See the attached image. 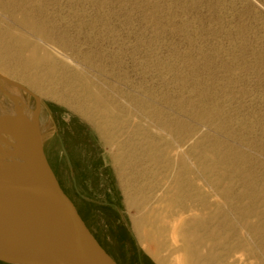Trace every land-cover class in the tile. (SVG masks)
I'll use <instances>...</instances> for the list:
<instances>
[{"label": "rangeland", "instance_id": "374dc122", "mask_svg": "<svg viewBox=\"0 0 264 264\" xmlns=\"http://www.w3.org/2000/svg\"><path fill=\"white\" fill-rule=\"evenodd\" d=\"M0 4V33L8 40L27 33L15 17L25 13L48 35L46 47L59 63L57 73L40 76L49 95L28 86L19 91L37 112L39 137L61 187L118 264H159L144 237L137 188L176 166L148 162L147 134L185 152L193 175L224 204L233 224L227 233L240 230L264 264V239L250 231L253 224L264 229V0ZM90 91L112 105L110 117ZM10 109L0 91V114ZM206 150L217 154L206 158ZM148 166L156 175L146 181L141 172ZM202 166L223 177L220 186L207 184Z\"/></svg>", "mask_w": 264, "mask_h": 264}, {"label": "bare ground", "instance_id": "6f19581e", "mask_svg": "<svg viewBox=\"0 0 264 264\" xmlns=\"http://www.w3.org/2000/svg\"><path fill=\"white\" fill-rule=\"evenodd\" d=\"M25 14L15 17L27 33L16 36L8 34L6 37H10V40L0 33V91L12 103V109L3 112L8 124L35 130L38 128L37 112L27 109L19 90L28 86L48 96V91H44L41 86L40 76L57 73L59 63L46 47L50 43L48 35L38 25V21ZM90 95L98 109L110 117L113 108L105 102L103 94L90 91ZM114 117L113 124L117 122ZM164 127L175 131V127ZM178 137L179 146H184L185 139L180 137V133ZM145 144L149 148L148 162L160 164L164 168L176 166L175 173L162 174L156 183L144 182L137 188L141 226L145 239L155 247L154 259L159 264H259L250 241L244 239L240 230L234 236L227 233L233 224L226 217L224 204L213 198L200 178L193 175L186 162L185 152L180 149L176 151L173 141L151 134L146 135ZM216 154V150H206L205 157L212 158ZM35 162L31 149L21 136L0 134V165L17 167L26 163L36 167ZM147 168L148 172H141L146 181L156 175L150 166ZM202 171L207 184H213V187L218 186L223 178L208 166H202ZM222 191L225 196L229 187ZM228 205L232 204L226 203V207ZM239 210L236 208L238 214ZM6 217V214L0 213V224ZM250 227L253 234L257 233L264 239V229L260 224Z\"/></svg>", "mask_w": 264, "mask_h": 264}, {"label": "water", "instance_id": "95a60500", "mask_svg": "<svg viewBox=\"0 0 264 264\" xmlns=\"http://www.w3.org/2000/svg\"><path fill=\"white\" fill-rule=\"evenodd\" d=\"M0 134L21 136L36 167L0 165V261L7 264H118L85 224L46 157L38 130L9 125Z\"/></svg>", "mask_w": 264, "mask_h": 264}, {"label": "trees", "instance_id": "16d2710c", "mask_svg": "<svg viewBox=\"0 0 264 264\" xmlns=\"http://www.w3.org/2000/svg\"><path fill=\"white\" fill-rule=\"evenodd\" d=\"M103 247V246H102ZM104 248V247H103Z\"/></svg>", "mask_w": 264, "mask_h": 264}]
</instances>
